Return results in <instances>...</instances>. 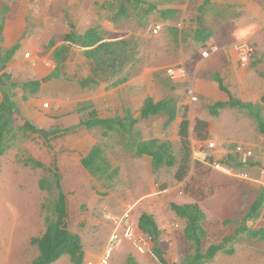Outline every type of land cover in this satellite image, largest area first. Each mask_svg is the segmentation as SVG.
I'll list each match as a JSON object with an SVG mask.
<instances>
[{"label":"crops","instance_id":"crops-1","mask_svg":"<svg viewBox=\"0 0 264 264\" xmlns=\"http://www.w3.org/2000/svg\"><path fill=\"white\" fill-rule=\"evenodd\" d=\"M139 1L41 0L37 4L39 9L36 10L33 1L29 0L24 5V11L19 10L18 13L12 12L7 5V17L11 14L20 18V21H13L14 17H6L3 33L10 35L16 29L10 31V28L18 24V31L23 32L24 28L28 31L25 37L13 41L12 46L19 44V48L2 70L11 76L9 84L13 86V100L21 114L40 130L48 131L49 134L54 130H60V134L69 131L65 137H59L57 142L52 140L54 144H58L53 152L58 151L61 145L69 147V152L58 155L62 172L61 159L67 154L78 155L82 166L88 169L82 161L96 146L101 147L99 143L102 137L116 132L131 137L132 131L139 130L147 99L152 98L157 102L154 95L149 93L150 89L155 90L157 73L165 72L169 67L184 66L188 71V78L183 80L194 86L199 100L200 97L211 99L214 117L211 118L207 109L200 112L194 109V114L198 112L194 123L192 114L179 117L181 109L176 106L178 116L165 128L175 130L181 137V124L188 120V141L191 147L190 138L197 137L195 124L201 119L207 122V138L203 140L218 137L225 150H232L236 145L242 144L254 151L248 163L236 165L238 169L249 173L248 180L234 178L210 165L195 163L191 153L188 173L198 166L205 167L209 172L194 189L189 185L183 188V183L175 187L177 191L187 189L185 194L194 193L186 204H199L206 214L205 223L210 220H228L236 213L241 200H247L254 191L259 190L264 170V134L247 108L224 106L215 110V105L234 97L250 104L264 116V0ZM124 5L127 13L120 15ZM153 26H161L159 34L147 33ZM92 27L100 32L102 40L99 44L125 42L126 52L122 53L123 56L115 57L111 62L112 67L103 65L106 68L102 70L101 63L104 64L108 58L103 53L98 56L87 55L88 49H94L99 44L86 48L66 39L71 34L82 36ZM246 41L253 45L255 57L248 66L243 67L237 47ZM214 46L219 47V50L204 57L203 52ZM27 53H30L29 57L26 56ZM145 55L146 61L143 59ZM164 74L171 80L166 72ZM33 81L41 82L35 93L20 86ZM142 92L146 98L141 100ZM186 98V101L192 103ZM237 108L240 110H236ZM151 116L157 115H143L144 119ZM91 119L121 120L123 124L113 130H107L102 125L88 128L83 122ZM166 121L167 118L165 123ZM152 131L148 126L147 132ZM70 137L75 144L67 143ZM154 139L158 138L149 137L136 142L131 137L138 154L140 142ZM181 142L183 145L182 137ZM101 151L99 162L102 168L89 170L99 172L106 166L102 147ZM222 152L218 155H222ZM139 155L145 161L150 159L153 164L152 156ZM180 164L181 161L177 165L176 159L178 168ZM229 179L241 182L233 183ZM169 190L163 193L160 191L157 195L173 192ZM143 199V196L138 198L136 203ZM263 213L264 207L261 217ZM156 215L153 218L162 229ZM180 219L187 222L186 219ZM169 224L170 226L165 223L167 232L175 228L171 221ZM152 256L162 264L153 253V248Z\"/></svg>","mask_w":264,"mask_h":264},{"label":"rangeland","instance_id":"rangeland-1","mask_svg":"<svg viewBox=\"0 0 264 264\" xmlns=\"http://www.w3.org/2000/svg\"><path fill=\"white\" fill-rule=\"evenodd\" d=\"M28 2L29 0H0V7L8 5L12 12L18 13L19 10L24 11V5ZM9 16L7 19L14 17L11 14ZM16 20L20 21V18L15 16L13 21ZM18 26L10 28V31L16 28L10 35L3 33L0 37V46L4 52L12 47L14 40L26 36L27 28L22 32L17 30ZM143 59L146 61V55ZM162 72L157 73L155 90H149L157 102L173 98L175 105L181 109L179 117L192 114L191 119L195 118L194 123L197 113L203 109L208 110L211 118L214 117L211 99L200 97L196 104L186 101L189 82L187 80L173 82L164 74L166 70ZM2 74L4 72L0 71V77ZM143 98H146V95L142 92L141 100ZM194 109L198 111L195 112L196 114L193 113ZM229 109L231 110V107ZM166 118L167 115L164 113L147 119L142 115L139 130L132 131L131 137L133 136L136 142L149 137L161 141L167 140L178 165L183 154L181 137L175 130L165 128ZM148 126L154 132H147ZM122 135L116 132L101 138L99 144L103 149L106 166L99 172L85 169L78 155L67 154L61 159L63 188L78 190L72 201L73 219L78 218L82 203H87L90 209L89 223L81 232L84 258L86 257L82 264H88L90 261L96 263L101 259L112 231V219L122 216L127 210L131 211V219L137 225L143 213H149L153 217L157 214L156 218L162 225L161 246L173 255L176 264H186V260L195 253V248L185 240V220L173 216L176 214L171 210L170 205L171 203L183 205L189 202V198L194 193L185 194L187 189L177 191L175 187L183 183V188L189 185L194 189L196 184H201L206 178L205 174L209 170L198 166L193 171H189L186 178L180 182L176 178L177 165L155 167L150 159L145 161L142 155L137 153L131 137ZM190 139L191 148L198 141H204L195 136ZM67 143L75 144L72 137L68 138ZM57 147L58 144H54L49 133L47 136L42 133L27 135L15 130L8 139V149L0 156V264H34L39 255V249L32 243V239L42 236L47 228V219L54 217L53 208L59 190L56 186L51 158L53 150ZM41 180L52 184V188H42ZM229 180L233 183L241 182L237 179ZM259 186V190L254 191L247 200H241L236 213L229 218L233 219L232 222L226 224L224 221L210 220L206 223L209 235L204 240V250L213 243L221 242L225 236L233 235L244 221L249 228L264 227V213L257 220L249 218L246 221L251 205L264 189L261 183ZM169 189L173 192L157 195L158 192ZM142 196L144 199L136 203V200ZM169 221L175 227L171 232H167L164 228L165 223L170 226ZM240 236V242L235 244L237 250L234 255L227 256L220 253L208 264H264V241L250 240L246 234ZM153 246V241H149L151 251L141 256L133 244L126 241L114 254L112 263L159 264L152 256ZM54 264L74 263L69 255H64Z\"/></svg>","mask_w":264,"mask_h":264},{"label":"trees","instance_id":"trees-1","mask_svg":"<svg viewBox=\"0 0 264 264\" xmlns=\"http://www.w3.org/2000/svg\"><path fill=\"white\" fill-rule=\"evenodd\" d=\"M124 1V0H123ZM132 2L133 0H128ZM137 1V0H136ZM138 2H140L138 0ZM9 11L7 5L0 7V37L3 36L6 17ZM151 10L149 9L148 12ZM127 13L126 5L121 8L120 15ZM67 40L72 43H80L83 47L89 48L98 45L102 40L100 32L96 27H92L86 31L85 34L79 36L71 34L67 36ZM120 45L123 47L121 48ZM125 42H102L94 49L86 51L89 56H98L105 54L108 58L106 62L101 63L102 70L106 67H112V61L115 57L121 56L126 52ZM19 48V44H15L6 52L0 46V71L4 70L8 63L13 58L14 54ZM123 56V55H122ZM103 62V61H101ZM114 64V63H113ZM11 76L4 72L0 80V156H2L8 149V139L12 136L15 130L23 131L24 133L37 134L40 129L32 122L27 120L17 108L13 97V86L9 84ZM40 81H33L22 83L20 86L24 90L30 89L32 93L38 91ZM224 106H240L250 110L251 114L258 121L259 128L264 134V116L259 111H256L253 106L247 103L238 101L231 97L230 101H220L215 105V110ZM167 115L165 126L170 125L178 116L175 102L173 99H165L155 102L154 99L148 98L143 109V115ZM88 128L95 126H105L107 130H113L123 122L121 120L110 119H91L83 122ZM189 121L184 120L181 124L180 135L183 138L182 145V159L181 164L177 170L176 178L181 181L188 174L189 161L191 157V147L189 145ZM197 137L200 139L207 138V122L198 119L194 129ZM69 131H64L62 134L60 130L50 132L51 139L57 142L59 137H65ZM56 146V145H55ZM139 154H148L153 157V164L156 167L161 166H175L176 158L172 152L171 145L168 141H160L154 139L149 142H140L138 144ZM69 152L67 145H61L58 151H54L51 158V165L54 172L56 186L58 188V197L54 204V217L47 219V228L44 234L40 237L33 238L32 243L39 249V255L34 261V264H54L60 260L64 255H69L74 264H82L84 260V244L82 241L81 232H83L89 222V206L87 203H82L79 209V216L76 220L73 219L71 208L72 201L77 195V190H65L62 186L63 172L58 161L59 154H66ZM101 147L96 146L91 153L83 159V165L88 169L100 170L99 159L101 158ZM42 188L51 189L52 184H48L45 180L40 182ZM264 207V189L261 190L258 199L251 205L246 221L249 218L257 220L261 217V212ZM170 208L175 211L177 216L186 219L185 240L190 242L194 248L195 253L186 260V264H208L217 257L220 252L227 255H234L237 248L235 244L240 242L241 234H246L250 240L264 241V227L259 229L249 228L244 221L233 235H228L219 243L211 244L206 250L203 249L204 240L208 238V231L206 229V214L201 206L197 203L178 204L171 203ZM233 219L225 220L228 224ZM139 228L152 238L154 243L153 253L162 264H176L172 255L165 251L161 246L162 230L152 215L143 213L139 219Z\"/></svg>","mask_w":264,"mask_h":264},{"label":"built area","instance_id":"built-area-1","mask_svg":"<svg viewBox=\"0 0 264 264\" xmlns=\"http://www.w3.org/2000/svg\"><path fill=\"white\" fill-rule=\"evenodd\" d=\"M35 4V9L38 10L37 4L41 0H32ZM161 31V26H153L147 30L149 35H157ZM239 57L241 66H248L255 57V49L253 45L246 41L239 45ZM219 47L214 46L210 50L203 52L204 57H208L212 52H217ZM27 57L30 53L26 54ZM167 76L173 81H181L188 78L187 69L182 66L169 67L166 70ZM186 95L192 103L199 101V97L195 92L194 86H188ZM48 106V104H46ZM221 151L222 155H218ZM192 160L195 163L210 165L212 168L223 172L234 178L248 180L250 175L244 170L236 167L237 164H245L250 161L254 155V151L242 144H238L232 150H225L222 147V142L218 137H213L204 141H198L192 147ZM260 183L264 187V170L262 171ZM166 192V190L164 191ZM163 193V192H162ZM130 241L140 255L150 251L149 241L152 238L145 234L138 225L131 219V211L127 210L122 216H117L112 219V231L107 244L104 248L103 255L98 262L90 261L88 264H113L112 258L114 253L121 247L123 243Z\"/></svg>","mask_w":264,"mask_h":264},{"label":"water","instance_id":"water-1","mask_svg":"<svg viewBox=\"0 0 264 264\" xmlns=\"http://www.w3.org/2000/svg\"><path fill=\"white\" fill-rule=\"evenodd\" d=\"M0 80H1V77H0ZM262 101L264 102V96H263ZM41 133H42L44 136H47L48 131H45V130L41 129ZM250 220H251V218H250Z\"/></svg>","mask_w":264,"mask_h":264}]
</instances>
